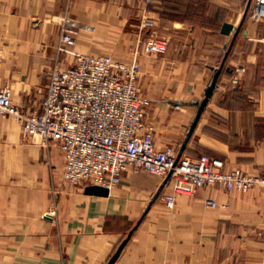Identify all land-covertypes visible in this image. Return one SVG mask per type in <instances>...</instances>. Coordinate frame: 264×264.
Masks as SVG:
<instances>
[{
    "label": "crops",
    "instance_id": "crops-1",
    "mask_svg": "<svg viewBox=\"0 0 264 264\" xmlns=\"http://www.w3.org/2000/svg\"><path fill=\"white\" fill-rule=\"evenodd\" d=\"M153 1L0 0V88L31 112L58 62L68 67L78 54L137 61L157 147L180 152L223 66L183 154L264 173V21L247 16L230 49L244 14L177 17L187 0ZM64 13L80 27L76 46L62 53ZM144 16L153 29L142 26ZM154 33L168 40L163 54L142 49ZM64 166L59 145L26 139L13 116H0V264H107L132 230L115 264H264V185L205 187L169 208L171 185L161 176L129 170L108 195H95L67 182Z\"/></svg>",
    "mask_w": 264,
    "mask_h": 264
},
{
    "label": "built area",
    "instance_id": "built-area-1",
    "mask_svg": "<svg viewBox=\"0 0 264 264\" xmlns=\"http://www.w3.org/2000/svg\"><path fill=\"white\" fill-rule=\"evenodd\" d=\"M249 11L256 21H264V0H253ZM61 24L59 51L63 53L76 46L80 25L68 15ZM142 26L153 29L156 23L144 16ZM167 48L168 40L155 33L142 44L148 54H163ZM140 70L137 61L78 54L68 67L61 62L54 65L39 110L30 112L16 105L11 92L0 88V116H13L27 138L59 145L65 159L64 178L74 185L110 189L121 183L126 171H147L171 185L163 195L169 208L175 207L178 195L195 194L205 187L246 192L264 185V173L227 170L224 160L207 154L179 157L172 146L159 149L154 127L147 122L152 101L139 89ZM208 204L216 202L208 200Z\"/></svg>",
    "mask_w": 264,
    "mask_h": 264
},
{
    "label": "rangeland",
    "instance_id": "rangeland-1",
    "mask_svg": "<svg viewBox=\"0 0 264 264\" xmlns=\"http://www.w3.org/2000/svg\"><path fill=\"white\" fill-rule=\"evenodd\" d=\"M188 1V2H187ZM179 4L177 17H238L245 13L250 0H187ZM69 13H64V17ZM250 15V11L248 16ZM76 20L74 17H72ZM143 20V19H142ZM62 25V24H61ZM77 35V34H76ZM61 46V41L59 46ZM6 89V88H1ZM7 116V115H4ZM26 139H29L26 137Z\"/></svg>",
    "mask_w": 264,
    "mask_h": 264
},
{
    "label": "water",
    "instance_id": "water-1",
    "mask_svg": "<svg viewBox=\"0 0 264 264\" xmlns=\"http://www.w3.org/2000/svg\"><path fill=\"white\" fill-rule=\"evenodd\" d=\"M252 1L253 0L249 1L247 9H246V11H245V13L243 15V19H242L239 27L236 29L235 37H234V40H233V42L231 44L230 49L233 47L234 41H235L236 37L238 36V34L240 33V31H241V29H242V27H243V25H244V23L246 21V18L248 16ZM232 29H233V25L231 23H229V22H226L223 25L222 31L225 34H230ZM222 70H223V66L216 72L211 85L206 90L205 98L200 103L198 114H197L196 119H195V121H194V123H193V125H192V127L190 129V132L187 135L186 141H185L181 151L179 152V157H181L183 155V151L185 149V146L188 143L192 133L194 132V129H195V127H196V125H197V123H198V121L200 119V116H201L202 112L204 111V109H205L210 97L213 95V93H214V91H215V89L217 87L218 80H219V77H220V75L222 73ZM86 191H87V193L95 194V195H108L110 189L108 187L100 186V185H89L87 187ZM132 234H133V230L129 233L128 238L123 240V242L120 244V246L118 247L117 251L114 253V255L111 257L110 261L107 264H115L116 260L120 256L122 250L124 249V247L128 243V240L132 236Z\"/></svg>",
    "mask_w": 264,
    "mask_h": 264
}]
</instances>
